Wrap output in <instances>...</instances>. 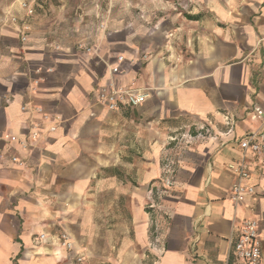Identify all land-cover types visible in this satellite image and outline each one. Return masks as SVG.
<instances>
[{"label":"crops","instance_id":"crops-1","mask_svg":"<svg viewBox=\"0 0 264 264\" xmlns=\"http://www.w3.org/2000/svg\"><path fill=\"white\" fill-rule=\"evenodd\" d=\"M178 2L105 33L32 26L22 42L0 26V264H237L247 218L264 264V166L247 152L242 202L227 168L264 107V0ZM12 9L0 0L2 19ZM108 78L145 101L96 103Z\"/></svg>","mask_w":264,"mask_h":264},{"label":"built area","instance_id":"built-area-1","mask_svg":"<svg viewBox=\"0 0 264 264\" xmlns=\"http://www.w3.org/2000/svg\"><path fill=\"white\" fill-rule=\"evenodd\" d=\"M19 8L24 11L26 17L32 15V9L27 0H20ZM11 21L15 22L16 18L11 17ZM18 28L19 39L24 42L27 39L29 26L27 22ZM261 39L259 40L260 43ZM121 57H118L120 60ZM112 73H116V69L112 68ZM145 88H135L128 85L120 84L114 78H108L106 83L98 86L94 94V101L105 106L109 111H117L125 107H133L143 103L146 99ZM250 116L258 120L259 125L254 130L245 133L238 140L241 149V157L237 162L227 165V168L235 175L236 180L230 187L232 200L242 202L247 194L253 193L252 186L245 183L250 175V167L246 161L247 152H251L257 161L264 166V107L253 106ZM12 161H16V157H11ZM40 240L45 239L44 234L38 236ZM58 245L67 251L72 250V242L65 231H61L56 238ZM231 253L237 264H261L262 250L261 240L258 233V223L254 218L244 219L238 229L235 239L231 241ZM77 262L83 261L81 254L76 255Z\"/></svg>","mask_w":264,"mask_h":264},{"label":"rangeland","instance_id":"rangeland-1","mask_svg":"<svg viewBox=\"0 0 264 264\" xmlns=\"http://www.w3.org/2000/svg\"><path fill=\"white\" fill-rule=\"evenodd\" d=\"M27 1L32 9L30 17H26L24 11L19 8L20 0H15L16 9L7 13L8 18L2 19L0 13V26H22L27 22L28 32L32 26H91L94 30L105 33L107 26L131 24L137 16L142 22L156 18V13L153 14L144 9L145 3L151 0ZM171 1L175 9L180 8L179 0ZM11 17H15L16 21L12 22ZM75 47L85 51L91 49V46L80 40L76 42Z\"/></svg>","mask_w":264,"mask_h":264}]
</instances>
